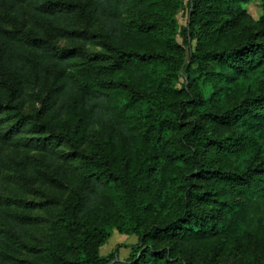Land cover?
<instances>
[{
	"label": "trees",
	"instance_id": "1",
	"mask_svg": "<svg viewBox=\"0 0 264 264\" xmlns=\"http://www.w3.org/2000/svg\"><path fill=\"white\" fill-rule=\"evenodd\" d=\"M45 1L31 11L24 38L0 41V111L15 110L17 121L44 134L26 147L45 152L55 174H66L56 165L60 141L82 158L46 231L43 264H218L206 253H214L241 206L264 197V153L255 151L242 168L225 159L248 148L249 133L264 135V91L218 104L190 81L172 99L157 96L154 66L171 60L157 14L166 0ZM231 1L189 0L197 40L190 62L209 79L219 73L212 61L237 73L264 64V30L214 46ZM60 38L78 44L59 47ZM90 39L101 50L88 52ZM7 141L0 135V163ZM178 182L175 211L163 220L168 187ZM4 218L19 236L31 224ZM112 228L137 237L123 259L119 244L100 254ZM10 243L0 229V264H23L7 252Z\"/></svg>",
	"mask_w": 264,
	"mask_h": 264
},
{
	"label": "rangeland",
	"instance_id": "2",
	"mask_svg": "<svg viewBox=\"0 0 264 264\" xmlns=\"http://www.w3.org/2000/svg\"><path fill=\"white\" fill-rule=\"evenodd\" d=\"M168 3L159 9V24L163 43L171 55V60L157 63L154 69L159 82L157 96L174 98L180 88H186L188 82L198 84L201 94L216 98L218 104L234 103L246 96L264 91V64L246 69L242 72L224 70L217 62L211 65L216 79H209L202 65L190 62L191 53L196 51L197 40L193 26L189 0H166ZM46 5L45 0H0V41L24 38L31 11ZM227 24L219 35V47L223 42L237 38L244 33L264 30V0H236L225 5ZM225 27V28H224ZM72 41L58 39L56 45L70 47ZM88 52L101 50L95 39H90L86 46ZM226 72V74H225ZM214 74V75H215ZM5 95L0 78V98ZM38 103L24 106V112H31ZM163 115L168 109L163 106ZM15 110L0 111V135L8 138L4 146V159L0 163V229L14 245L6 247L7 252L19 257L23 264H43V255L48 249L46 231L51 221L61 210V202L67 196L72 181L80 174L82 158L75 155L63 141L59 142L57 166L66 170V174H55L46 162L47 154L26 147L30 138L43 137L29 123L17 121ZM173 132L170 130L162 136L167 139ZM229 134L228 131H225ZM246 139L248 148L228 154L226 163L231 168H242L247 159L255 152L264 153V135L249 133ZM91 140L81 146L82 152L91 149ZM162 164L161 157L158 165ZM183 183L169 186L168 194L172 203L168 211L163 212V220H170L175 211L176 202ZM18 220L30 221L26 233L19 236L11 231L5 222L6 215ZM110 237L100 247V254L105 255L116 245L117 257H122L124 249L137 241L135 234L119 233L116 228L108 229ZM132 240V241H131ZM122 242V243H121ZM133 242V243H132ZM215 251L206 256L218 264H264V197L254 198L247 207H240L234 215L228 229L220 236Z\"/></svg>",
	"mask_w": 264,
	"mask_h": 264
},
{
	"label": "crops",
	"instance_id": "3",
	"mask_svg": "<svg viewBox=\"0 0 264 264\" xmlns=\"http://www.w3.org/2000/svg\"><path fill=\"white\" fill-rule=\"evenodd\" d=\"M131 241H132V240H131ZM121 243H122V242H121ZM132 243H133V242H132ZM127 255H128V253H127V248H125L122 257L125 258Z\"/></svg>",
	"mask_w": 264,
	"mask_h": 264
}]
</instances>
